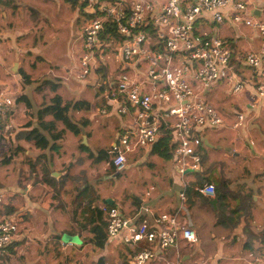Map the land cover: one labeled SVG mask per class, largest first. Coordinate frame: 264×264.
Here are the masks:
<instances>
[{
    "label": "crops",
    "instance_id": "0c3cea01",
    "mask_svg": "<svg viewBox=\"0 0 264 264\" xmlns=\"http://www.w3.org/2000/svg\"><path fill=\"white\" fill-rule=\"evenodd\" d=\"M113 2L127 13L134 0H113ZM154 3L156 8L161 4L159 0H155ZM79 4L80 2H78ZM249 4L257 12L258 19L261 18L264 21V0H249ZM16 5H19V3ZM9 9L12 10L13 8L5 7L4 3L0 2V89H3L14 101L19 97H25L31 107L27 109L25 102L15 101L10 121L17 135L27 129L24 126L28 123L36 126L37 121L32 113H36L41 105L48 104L53 94L47 87L43 88L41 92L36 91L40 83L31 77L30 72H27L26 75L30 77L31 83L25 84L23 87L19 84L18 80L22 78L18 66L30 53L24 47H21V44H9V41L18 38L17 33L19 30L16 28L9 29L5 26V23L11 18L10 14H15L19 11V8L11 12H9ZM76 9L80 11L78 6ZM81 11L86 15L90 14L93 9L90 10L88 6H85ZM212 26L214 25L208 20H200L197 23L199 31L227 41L233 57L240 49L257 51L259 48L257 34L250 29H235L225 23L222 26L227 29L216 33L211 28ZM11 31L14 33L12 34ZM79 40L81 45L80 37ZM231 64L234 69L236 67L235 72L239 78L245 82L248 99L250 100L246 102V108L249 111L247 114H243L245 122L248 117H251L250 115H252V118L258 117L260 122H264V110L259 113L255 109L257 106L251 104L253 100L251 95L256 80L254 73L243 64L237 63L234 58L231 59ZM98 68L106 71V79L115 72L112 69L110 71V67L101 66ZM37 70L38 68L35 69V72ZM70 70L69 68L65 70L66 74ZM94 73L101 76V72L95 71ZM93 74L90 73L89 78H92ZM251 78L253 79L251 80ZM63 79V81L54 83L59 84L56 93L64 101L77 100L90 104L88 111L71 114L72 121L78 124L86 122V126L81 128L78 135L65 131L62 139L57 143L59 146L57 152L45 151L39 153L31 143L23 140L18 142V146L22 148L20 152L24 156L25 161L23 162H25V165L20 169L18 176L5 174L7 178L16 177L15 184L4 181L0 187V195L3 197V203L0 204V221L6 217L14 218L17 221L18 230L14 240L7 248L6 256L3 257L4 261L1 264H128L135 250L122 245L119 236L111 240L107 238L102 248L94 247L93 236L89 233V227L81 216L86 201L83 199L76 202L77 187L79 190L87 189L89 191L88 195H96L97 199L93 205L96 207L95 214L99 224L105 222L103 213H101L100 218L98 217V213L101 211L100 208L103 206L110 207L114 205L119 208L122 216L132 218L141 205H145L151 211L150 225L154 223V218L159 214L167 213L176 216L178 220L190 226L196 232L198 242L201 244L200 238L202 235L216 240V245L211 244L208 240L205 242L200 253L201 257L196 255L195 246L186 247L182 243H178L177 248L165 250L159 259L150 262V264L174 263L175 261L180 264H255L252 261V254L254 255V253L243 248L246 243L243 241L245 239L243 234L244 224L241 220L237 221L243 212L240 211L233 215L235 221L232 224L222 225L217 223L219 213L216 205L219 200L215 206L211 204V206H205L199 200H194L189 208L185 204L181 205L178 197L181 186L174 171L172 157L168 161L161 160L157 155L152 154V149H150V152L142 151L141 155L143 157L140 155V151L132 153L129 157L135 160L138 159L136 162L139 164L145 156H150V175L145 174L146 181H150V193L147 192L141 195L140 193L144 190L138 188L132 191L130 198H124L121 188L115 187L116 183L119 182V185L134 183L135 181L132 180L134 173L129 172L114 178L115 173L110 169V162L102 161L92 164L91 159L87 156V150L93 154H97L105 148L110 150L116 138L132 125L133 118L131 114L124 116L114 112L117 106L120 105V101L112 99L110 94L107 95L109 88L104 84L106 79L102 80L100 86L98 85V93L88 90L89 86L94 84L92 81L87 83L86 79L80 81L76 78L75 81L67 80L66 82V78ZM111 86L114 87V85ZM255 103L264 109L263 105ZM209 104L211 103L209 102ZM211 105L215 107L224 123L217 129L207 128L201 131L202 146L200 151L205 157V162L204 159L202 161L203 173L186 174L185 181L188 187L191 182L197 179L198 175L207 180L206 183L213 184L214 187L220 181H225L229 189L225 203H228L229 198L232 202L237 203L238 200L232 199L233 197L230 194L232 191L230 186L233 184H230L229 178L223 177L224 173L223 175H216L215 168L216 163L226 160L231 151L235 158H238L240 153H247V150H243V145L240 143L242 141L241 134L244 136L245 131L242 130L241 133H238L231 128L230 125L234 121L236 113L232 116L229 112H222L220 110L222 104L219 101H212ZM102 108H106L107 114L99 113ZM58 130H63L61 124H58ZM14 138L12 136L13 140ZM246 142L244 147H249L253 157L250 161L243 162L242 167L249 166V171L252 173L250 174L247 170L250 179L256 175L258 170H261L262 173L260 177L262 180L259 182H250L249 178L242 182L245 188L248 189L247 193L250 191L253 193V201L256 204L258 197L255 195L256 190L254 189L257 188L263 191L264 188V165L261 166L262 162L259 159L263 158L264 160V157H262L264 147L255 145V137L252 135H249ZM256 146L258 151L255 150ZM237 148L238 150L235 151ZM40 154L44 155L43 159H38ZM215 155H218V158L214 159ZM45 171L50 175L51 180L48 181L50 184L46 182L44 177ZM242 183L241 185H243ZM109 186L115 188L107 191ZM224 216H230V213L225 212ZM250 224L252 225V223ZM234 237L237 242L234 241ZM252 243L255 242L252 240L250 244ZM188 250L191 253H188ZM192 251L196 252L193 253V257ZM249 260L250 262H248ZM261 264H264V261Z\"/></svg>",
    "mask_w": 264,
    "mask_h": 264
},
{
    "label": "built area",
    "instance_id": "2783aa9c",
    "mask_svg": "<svg viewBox=\"0 0 264 264\" xmlns=\"http://www.w3.org/2000/svg\"><path fill=\"white\" fill-rule=\"evenodd\" d=\"M77 1L93 9L90 14L97 8L100 15L83 24L76 66L79 71L71 68L68 74L83 81L98 67H115L111 77L104 80L109 88L107 95L120 101L116 114H131L133 118L132 125L116 138L109 150L112 171L123 173L132 153L150 152L163 128L173 144L172 162L181 186L179 201L181 205L186 204V174L203 172L200 133L207 128L217 129L224 123L215 107L203 99L207 89L223 81L231 85L234 95L246 90L245 82L231 64L232 58L254 73L251 98L264 106V21L254 14L249 0H159L158 8L155 0H134L127 13L113 0ZM106 19L121 39L100 38ZM200 20L250 29L259 38V48L257 51L240 49L233 57L227 41L197 29ZM148 23L155 29L154 38L141 30ZM13 110V98L0 89L3 146L10 145L15 134L10 121ZM99 113L107 114L106 108ZM244 122L245 116L236 113L232 128L237 129ZM194 190L209 199L216 196L215 187L210 183L196 186ZM100 210L105 216L107 238L119 236L122 245L135 250L128 264H150L165 250L177 248L178 243L187 247L198 242L196 232L176 216L161 213L150 225L151 211L145 205L132 218L122 216L114 205ZM17 230L14 218L0 221V258L6 256ZM142 245L145 247L138 249Z\"/></svg>",
    "mask_w": 264,
    "mask_h": 264
},
{
    "label": "rangeland",
    "instance_id": "374dc122",
    "mask_svg": "<svg viewBox=\"0 0 264 264\" xmlns=\"http://www.w3.org/2000/svg\"><path fill=\"white\" fill-rule=\"evenodd\" d=\"M14 2H16V4L19 3V5L13 7L12 10L15 11L19 8V11L15 14H10L11 18L7 20L5 26L12 30L13 28H16L19 30V32L17 33L18 38L16 37L9 41V44H21V47H24L27 52L30 53L27 55L24 61H21V64L18 66V68H20L22 73L26 74L27 72H30L31 77L34 78V80L38 83L43 82L45 79H50L52 82H60L64 80L63 78H66V82L67 80L75 81L76 77L66 74L65 70L68 68H74L76 69V72L79 71L76 68L78 58L81 53L79 37L81 36L83 24L90 19L87 17V14L85 15L81 11V8L80 11L76 9L77 6H80L78 5V2L76 6H73L66 0H14ZM12 10L9 9V12ZM259 20L263 21L261 18ZM211 28L216 33L227 29L224 26L221 27L219 25H214ZM11 33L13 34L14 32L11 31ZM36 68H38V70L35 72ZM111 69L115 70V67L110 66V71ZM93 75L94 76L92 78H89V76L86 78L87 83L92 81V83L94 82L95 84L89 86L88 90H90V92L98 93L99 86L101 85L103 78H101V76L96 73ZM252 79L253 78H251V80ZM18 82L22 87L23 85L25 86L22 79L18 80ZM203 99L208 103L210 102L211 104L212 101H219L222 104V109L220 110L222 112H229L232 114V116L235 113L247 114L249 111V109L246 108V102L249 100L247 91L244 90L243 92L234 95L231 93V85L223 81L215 82L209 86ZM251 102V104L257 106L255 107L257 112L261 113L264 110L262 106L256 105L254 100ZM250 116L251 117L246 119V122H244L242 127L234 129L238 133H241L242 130L245 131L246 136L241 134L242 141L240 143L243 145V150H247V153H240V156L235 158L231 151L226 160L222 159L223 161H219V163H216L215 161L217 164L215 168L217 172L216 175L219 176L220 174L223 175L224 173L223 177L229 178L230 184H233L230 186V188H232L230 194L233 197L232 199L238 200L236 201L237 203L241 201L242 195L247 194L248 192V189L245 188L242 182L243 180L249 178L250 168H248V165L245 168L242 167L243 162L247 160L250 161V159L253 157L249 147H244V144L247 143L246 141H248L249 135H252L255 137V145L264 147V122H260V118L258 117L252 118V115ZM230 126L232 128V124ZM200 137L202 138L201 135ZM15 146H18L16 140L13 143H11L10 140V145L8 146H3L0 144V187L4 181L15 184L16 177H13L12 179L7 178L5 177V174L18 176L20 169H22V166L25 165V162H23L25 161L24 156L21 152H18V154L13 157L9 166L2 164V160L5 158L8 152L7 150L9 148L14 149ZM257 146L255 148L256 151H258ZM105 149L107 150L108 148ZM237 150L238 148L235 149V151ZM141 154L142 151H140V155ZM141 156L143 157V155ZM217 156L218 155H215L214 159L218 158ZM262 157H264V155H262ZM259 159L260 162H262L261 166L263 167L264 160L263 158ZM136 160L138 161V159ZM136 160L129 157L127 162L128 166L126 170L121 173V175L129 172L134 173V178L132 180L135 182L127 183V185H119V182H117V185L115 186L118 187V189L121 188L120 190L122 191L124 198H130L132 191L134 189L137 190L138 188L144 190L140 193L141 195L146 194L147 192L150 193V181H146L145 175H150V156H145L144 160H142L140 164L137 163ZM207 163L209 164V162ZM260 171L261 170H258L252 179L249 178L250 182L254 183L262 180L260 179L262 174ZM198 177L200 178L201 176L198 175L197 178ZM209 180L211 179L209 178ZM215 180L217 179L215 178ZM206 181L207 180H204L202 183H206ZM241 183L243 185H241ZM114 188L109 186L107 191H110ZM254 190H256L255 195L258 197V199L256 204H253L250 212L251 216L248 219V224L251 229H246V232L243 233L245 237L243 241L247 242V240L250 241V239H253L255 243H252L251 252L254 253V255L252 254V261L257 258V260H259L257 263L261 264L262 261H264V243L260 242L261 238H264V188L263 191L257 188ZM227 201L228 203L226 202L225 212H230L231 210L235 209L237 203L232 202L230 198ZM205 206L208 205L205 204ZM244 212H246V210H244ZM244 212L240 214L241 218L239 219L243 222V224H245L242 218L245 215ZM250 223H252V225ZM251 233L256 234L257 238L251 236ZM207 240L210 241L211 244L216 245V240L202 235L200 238L202 244L197 242L194 245V249L197 251L196 255L198 257H201L200 253L203 250L202 246ZM234 241L237 242L235 237ZM195 251H192V257L193 253H196ZM187 252L191 253L190 250ZM179 259L182 260L181 258ZM248 262H250V260ZM181 263L183 262L181 261Z\"/></svg>",
    "mask_w": 264,
    "mask_h": 264
},
{
    "label": "trees",
    "instance_id": "16d2710c",
    "mask_svg": "<svg viewBox=\"0 0 264 264\" xmlns=\"http://www.w3.org/2000/svg\"><path fill=\"white\" fill-rule=\"evenodd\" d=\"M67 2L71 3L73 6L77 5V0H66ZM0 2L4 3L5 7H15L16 2L14 0H0ZM79 8L83 10L85 7V4H79ZM88 18L92 19L94 17H97L100 15L97 8L95 9L94 14H87ZM143 32H145L150 38L155 37V29L151 24H146L145 27L141 28ZM115 38V39H121L116 33L114 25L111 23L110 20L106 19L103 22V30L100 34L101 39L106 38ZM235 70L236 67H235ZM95 71L101 72V78L106 79L107 73L105 70L94 69L91 74H93ZM21 74V78L23 80L24 84H30V77L26 75L25 73H22L20 70L19 72ZM49 88L50 92L53 94L52 98L49 100L48 104L41 105L40 108L36 111V113H32V115L35 117L37 124L36 126H33L31 123L26 124L24 127L27 128L26 130L19 132L17 135H14V140L11 138V143H13L16 140V143L18 144L19 141L23 140L25 142H29L33 145L34 149L37 150L39 153H43L45 151L49 152H57L59 149V146L57 143L62 139L64 132L69 131L73 133L74 135H78L80 133L81 128L86 126V122H82L80 124L72 121L71 114L77 113L80 111H88L90 109V104L85 101H77V100H67L64 101L63 98L56 93L59 84L52 82L51 80H44L43 82H40V85L36 88V91L41 92L43 88ZM102 87V86H101ZM103 90V88H101ZM16 102H25V106L27 109L31 108L29 102L25 99V97H19L15 100ZM14 101V103H15ZM58 124H61L63 126V130H58ZM1 145H4L3 142L0 141ZM7 154L5 158L2 160L3 165H9L15 155L18 154V152L22 151V148L19 146H15L14 149L9 148L7 150ZM152 154H155L158 156L159 159L168 161L171 159L173 155V144L171 143V138L169 133L161 128L159 133V138L157 142L155 143ZM87 156L89 159H91L92 164H97L102 161H110V154L109 149H102L97 154L91 153L89 150H87ZM44 155L40 154L38 156V159H43ZM204 159V156L202 155V161ZM111 169V168H110ZM121 174H117V177H119ZM44 177L46 179V182L50 184L49 179L50 175L47 171L44 172ZM48 177V178H47ZM202 181L204 179L202 176L200 178L195 179L194 182H191L186 195H187V202L186 207H190L193 204L194 200H199L201 203L210 205V201L212 199L203 197L199 195L194 189L196 186H199L202 184ZM208 182V181H207ZM216 185V196L217 198L219 195L222 197L219 199L218 204L216 205L217 211L219 213V217H217V223L222 225L232 224L235 219L233 217L234 214L246 210L244 212V216L242 217L244 220V226L243 231L244 233L247 230H250V226L248 224V219L250 218L251 209L254 204L253 201V193L250 191L247 194H244L241 197V201L238 202L235 209L231 210L230 216H224L225 209H226V203L225 199L227 198L226 195L229 193L228 185L225 181H220ZM77 189V198L76 202L80 200H85L86 203L82 208L81 216L83 220L86 222V224L89 227V233L93 236V245L95 248H102L104 243L107 240V234L105 231L106 223L103 222V224H99L97 218H96V207L93 205L96 202V195L95 194H89V191L87 189ZM214 199V198H213ZM101 211L98 213V217L101 216ZM241 218L238 217L237 221ZM101 221V220H99ZM250 228V229H249ZM251 236L257 238L256 234L251 233ZM253 239L247 240V242L244 244L243 248L248 249L251 251L252 244L250 242ZM264 243V238H261V241ZM142 247H145V245L139 246L138 249H141ZM137 251V249H136ZM4 259L0 258V264L3 263ZM125 263V262H124ZM127 264V263H126Z\"/></svg>",
    "mask_w": 264,
    "mask_h": 264
},
{
    "label": "water",
    "instance_id": "95a60500",
    "mask_svg": "<svg viewBox=\"0 0 264 264\" xmlns=\"http://www.w3.org/2000/svg\"><path fill=\"white\" fill-rule=\"evenodd\" d=\"M254 14L257 16V12H256V11L254 12ZM115 177H117V174H116V173L114 174V178H115ZM220 197H221V196L219 195L217 198H214L213 200H211V201H210V204H211L212 206H215L216 203H217V201L220 199Z\"/></svg>",
    "mask_w": 264,
    "mask_h": 264
}]
</instances>
